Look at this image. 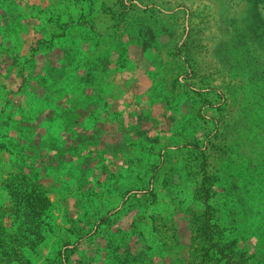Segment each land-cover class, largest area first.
<instances>
[{"label":"rangeland","instance_id":"1","mask_svg":"<svg viewBox=\"0 0 264 264\" xmlns=\"http://www.w3.org/2000/svg\"><path fill=\"white\" fill-rule=\"evenodd\" d=\"M134 1L138 0H25L29 6L21 8L22 16L31 14L36 19L31 21L29 37H24L22 52L11 45L16 38L15 45L21 47L18 22L13 17L8 22L0 18V264H59L57 259L69 248L73 253L64 264H89L95 260L101 264H264V23L256 11L247 26L246 42L238 43V38L231 37L236 42L229 53L206 7L193 12L176 9L167 15L158 8L159 0H145L146 9L140 8L143 5L135 7ZM251 1L264 14V0H248ZM13 4L14 0H0V10L9 12ZM82 12H91L89 19L93 20L88 24L103 32L102 37H87L88 61L98 55L105 67L110 52L115 53L118 62L125 61V17L140 16L141 23L134 28H144L146 36H134L133 40L143 39L161 49L149 55L148 64L142 67L150 68L148 103H159L153 107L156 119L149 125L161 131L168 128L162 105L176 94L172 103L181 102L176 110L182 113L178 111L175 119L180 121L178 140L184 147L182 157L166 151L171 162L166 167L177 168L180 180L167 181L168 188L160 191V196L154 193L155 196L133 197L129 204L135 207V220L122 232L94 231L95 199L81 221L76 207H71L73 229L65 234L72 242L78 236L83 239L67 249L52 235L53 224L62 221L64 214L55 212L36 222L30 213H17V206L10 208L4 187L20 183L14 180V174L21 176V158L29 156L34 138L27 128L33 116L26 111L31 101L25 95L29 80L37 72L29 59L37 49L33 45V26L43 28L49 37L62 29L64 21L76 20ZM108 23L119 30L117 37L111 38L105 29ZM73 34L78 31L72 29ZM212 45L217 53L210 51ZM37 56L45 58L46 48H39ZM93 71L92 86L102 89L104 95L102 85L93 83L100 76ZM196 95L199 100L194 99ZM143 101L146 104L148 100L141 95L133 102L135 110ZM71 104L76 106V102ZM50 130L47 136L57 134L55 125ZM166 141L162 137L161 142ZM135 155L139 156L137 152ZM16 160L20 163L15 168ZM116 199L106 201L103 208L110 207ZM132 215L124 217L121 225H128L126 221ZM81 224H87V229H78ZM42 252L47 256L45 263L41 261ZM78 252L84 254L80 259Z\"/></svg>","mask_w":264,"mask_h":264},{"label":"crops","instance_id":"2","mask_svg":"<svg viewBox=\"0 0 264 264\" xmlns=\"http://www.w3.org/2000/svg\"><path fill=\"white\" fill-rule=\"evenodd\" d=\"M24 1L14 0V9L9 12L0 10L2 20L8 22L13 17L18 22L17 26L21 31L19 38L22 36L21 47L15 45L17 42L15 37L11 42V45L17 47L18 52L25 48L24 37H29L31 21L36 19L31 14L22 16L21 8L29 6ZM134 2L135 7L143 5L140 8L146 9L145 0ZM156 4L160 11L166 12L167 15L176 9L193 12L199 7H206L210 10V21L216 25L220 37H223V47H226L229 53L231 45L236 42L231 37L238 38V43L246 42L247 26L252 15H256V11L258 19L264 23V14L261 9L254 7L256 6L254 1L159 0ZM92 11L96 12L97 8ZM90 13L82 12L76 20L64 21L62 29L52 32L49 37L46 36L47 32L44 34L43 28L36 29L37 26H33L35 32L33 45L37 49L36 54L31 53L29 59L30 65L33 66L31 68L37 72L29 80L25 95L31 101L26 111L33 116V121L27 128L34 133V138L30 143L29 156L21 158L24 161L21 176L17 174L18 172L14 174V180L16 182L20 180V183L12 188L4 187L10 208L17 206L15 209L17 213L28 212L36 222L47 215H54L55 212L64 214L62 221L53 224L52 229L55 231L52 235L59 244L66 245L67 249L77 246L76 244L81 243L83 239L82 236H78V239L72 242L68 233L65 234L73 229L71 207H76L77 218L81 221V218L88 215L91 210L90 202L95 199V220L92 222L94 231L120 229L122 232L135 220V207L129 204L133 197L155 194L160 196V191L168 188L167 181L180 180L177 168L166 167L171 163L166 151L168 155L182 157L180 153L184 147L178 140L180 121L177 122L175 119L179 112L182 113V110H176V106L181 102L172 103V100L177 98L176 94H171L162 105L166 109L163 116L169 123L168 128L161 131L156 130L153 125L150 126L151 121L156 119L153 107L159 103H148L151 74L149 67L144 70L142 67L148 64L149 55L152 56L161 49L143 39L139 42L133 40L135 37L146 36L144 28L136 30L134 28L140 25V16L125 17V35L128 41L125 61L118 62L115 53L110 52L106 56L105 67L100 56H94V61L91 62L86 55L89 47L87 37L98 38L103 35L97 27L92 28L88 24L93 20L89 19ZM141 16L145 17V13H141ZM198 17L199 20H204L201 15ZM235 22H238V28L235 27ZM108 26L105 29L111 33V38L117 37L119 30L112 28L110 23ZM72 29H76L78 34L71 35ZM41 47L46 48L45 58L37 56ZM210 51L217 53L213 45ZM91 69L95 70L93 73L96 77L100 75L99 78H94L93 83L102 85L104 95L102 89L98 91V88H93L90 81L93 80ZM120 77L122 81L119 82ZM136 89H141V92H136ZM89 91L98 93L88 94ZM141 95L148 101L146 104L144 101L139 103L140 109L135 110L133 102L141 99ZM194 99L199 100V97L196 95ZM74 102L76 106L71 104ZM182 118L183 116L179 119ZM53 125L57 127V134L49 137L46 134L51 133L50 128ZM162 137L167 140L166 143L161 142ZM136 152L139 156H134ZM13 162L8 161V164L11 165ZM19 163V160L15 161V168ZM20 196L24 198L23 201ZM112 197L117 199L110 203V207L104 209L102 205ZM129 213H133L131 218L128 221L124 220L129 222L128 225L122 226L121 221ZM78 229H87V224H81ZM109 241L106 239L105 243L109 244ZM69 249L57 259L59 264L68 262L73 253ZM41 255H43L41 261L45 263L47 256L43 252ZM81 256L84 254L78 252V259ZM89 264L101 263L95 260Z\"/></svg>","mask_w":264,"mask_h":264}]
</instances>
